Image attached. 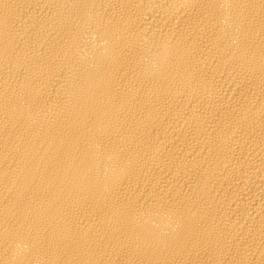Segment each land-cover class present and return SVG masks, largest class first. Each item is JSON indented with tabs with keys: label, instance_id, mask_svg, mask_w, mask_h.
<instances>
[{
	"label": "bare ground",
	"instance_id": "6f19581e",
	"mask_svg": "<svg viewBox=\"0 0 264 264\" xmlns=\"http://www.w3.org/2000/svg\"><path fill=\"white\" fill-rule=\"evenodd\" d=\"M0 264H264V0H0Z\"/></svg>",
	"mask_w": 264,
	"mask_h": 264
}]
</instances>
